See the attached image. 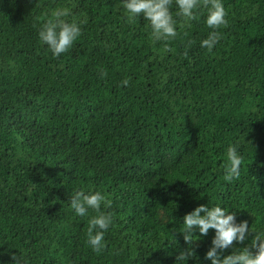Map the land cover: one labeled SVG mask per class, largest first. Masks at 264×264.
<instances>
[{
	"label": "trees",
	"instance_id": "trees-1",
	"mask_svg": "<svg viewBox=\"0 0 264 264\" xmlns=\"http://www.w3.org/2000/svg\"><path fill=\"white\" fill-rule=\"evenodd\" d=\"M118 2L0 0V264H176L188 245L174 231L200 204L264 229V0H222L210 51L206 9L153 42ZM61 7L85 22L54 57L38 31ZM232 144L241 173L227 183ZM81 189L111 201L101 252L87 244L96 213L70 208ZM193 235L187 264H210L214 230ZM254 235L233 246L254 251Z\"/></svg>",
	"mask_w": 264,
	"mask_h": 264
},
{
	"label": "clouds",
	"instance_id": "clouds-1",
	"mask_svg": "<svg viewBox=\"0 0 264 264\" xmlns=\"http://www.w3.org/2000/svg\"><path fill=\"white\" fill-rule=\"evenodd\" d=\"M121 9L126 13L128 21L132 22L141 16L148 21L153 42L168 41L178 34V27L190 26L198 17V10L206 9L205 24L212 31L200 41V46L212 50L221 34L216 29L227 23V13L222 0H119ZM176 11L173 12L172 9ZM70 9L61 7L52 13L38 31L39 40L46 44L52 55L59 56L66 53L80 37L83 20H68ZM179 18V19H176ZM191 43V41L189 42ZM123 85L128 81L123 80ZM227 162L224 165V181L232 182L240 177L242 156L236 144L229 145L226 151ZM70 208L78 217H86L89 210L96 215L88 219L87 244L93 252H101L106 247L105 236L110 228L114 227V213L110 211L111 201L100 191L83 189L77 190L70 196ZM182 228L178 231L188 245L178 252L176 264H187L189 257L195 253L192 244L195 241L194 233L206 236L209 230H214L211 244L205 253L204 259L210 264H264V229L253 231L247 221L237 222L235 214L224 206L204 205L196 206L182 218ZM250 232L255 235L251 240V248H235L233 242H243ZM197 240V239H196ZM231 248L230 254L224 255L226 249ZM13 264H21L17 255L13 256Z\"/></svg>",
	"mask_w": 264,
	"mask_h": 264
}]
</instances>
